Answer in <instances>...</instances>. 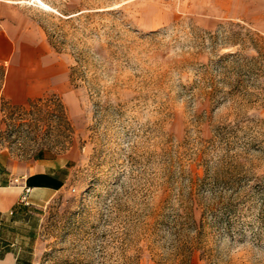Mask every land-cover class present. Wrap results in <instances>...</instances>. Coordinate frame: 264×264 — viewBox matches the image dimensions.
<instances>
[{"label": "rangeland", "instance_id": "obj_1", "mask_svg": "<svg viewBox=\"0 0 264 264\" xmlns=\"http://www.w3.org/2000/svg\"><path fill=\"white\" fill-rule=\"evenodd\" d=\"M0 156L65 164L32 264H264L254 0H6Z\"/></svg>", "mask_w": 264, "mask_h": 264}, {"label": "crops", "instance_id": "obj_2", "mask_svg": "<svg viewBox=\"0 0 264 264\" xmlns=\"http://www.w3.org/2000/svg\"><path fill=\"white\" fill-rule=\"evenodd\" d=\"M0 0V65H17L18 50L24 43H37L40 28L13 7ZM264 34V0L240 15ZM65 164L50 159L21 161L0 156V264H32L37 250L42 210L67 185L62 174ZM26 189L31 193L23 201Z\"/></svg>", "mask_w": 264, "mask_h": 264}, {"label": "built area", "instance_id": "obj_3", "mask_svg": "<svg viewBox=\"0 0 264 264\" xmlns=\"http://www.w3.org/2000/svg\"><path fill=\"white\" fill-rule=\"evenodd\" d=\"M30 193H31V190L30 189H26L25 195L23 197V201L24 202H28V197H29Z\"/></svg>", "mask_w": 264, "mask_h": 264}, {"label": "bare ground", "instance_id": "obj_4", "mask_svg": "<svg viewBox=\"0 0 264 264\" xmlns=\"http://www.w3.org/2000/svg\"><path fill=\"white\" fill-rule=\"evenodd\" d=\"M37 2H38L39 4H41L44 8H46V9H51V7L48 6L47 4H45L42 0H37Z\"/></svg>", "mask_w": 264, "mask_h": 264}]
</instances>
